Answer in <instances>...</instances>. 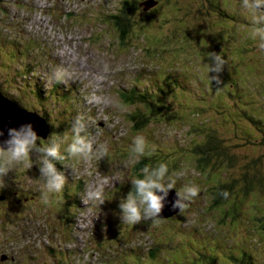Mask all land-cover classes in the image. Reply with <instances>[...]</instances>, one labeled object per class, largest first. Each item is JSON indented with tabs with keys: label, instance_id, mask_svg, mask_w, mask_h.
<instances>
[{
	"label": "rangeland",
	"instance_id": "obj_1",
	"mask_svg": "<svg viewBox=\"0 0 264 264\" xmlns=\"http://www.w3.org/2000/svg\"><path fill=\"white\" fill-rule=\"evenodd\" d=\"M88 1L67 0L72 5L75 3L76 8L77 5L88 7ZM123 1L95 0L101 9L102 20L99 22L90 21L88 16L85 19L71 17L72 21L68 19L62 31L75 32L76 37L63 44L62 48L76 47L77 50L74 49L68 59L81 62L91 68L93 74L110 73L128 80L133 77L134 84L140 82L137 86L133 85L134 91L139 94L149 88L148 92L153 93L149 96L157 97L162 107L159 116H151L152 122L142 128L134 126L132 121L137 120L132 117L137 115L138 109L148 115L150 103L145 100L131 105L132 98L122 93L120 95V92L112 89L115 86L105 84L102 95L109 103L105 126H115L130 139L137 134L145 136L148 144L146 151L163 157L169 175L184 174L177 180L175 189L179 191L181 181L189 178L199 186L200 194L183 213L178 209L172 215L161 216L159 223L142 221L132 226L115 221L110 224L107 222L111 213L106 209H99L101 216L95 217L97 208L84 205L82 198L85 193L78 196L80 188H89L98 178L109 174L117 178L123 173L129 174L132 179L143 178L141 170L147 163L144 161L141 164V160L148 155L125 168L124 162L134 155L132 148L127 147L113 154L110 152L114 137L109 136L104 140V136L108 135L105 127L94 124L92 128L90 119L86 117L89 105L83 103V95L78 94L81 101L79 98L73 100L71 111L49 97L53 93L65 101L71 100L67 93L60 95L56 88L43 86V83L50 84L49 71L53 67L48 66L43 74L37 67L36 74L23 78L15 73H19L25 60L19 58L18 54L14 59L0 56V89L27 109L40 107L41 110L50 111L53 121L48 117V122L52 123L53 133L59 132L58 142L65 138L67 142L71 141L72 124L79 115L87 125V134L109 147L108 156L101 160L92 158L86 163L79 158L66 160L65 164L72 165L75 172L64 165V189L48 203H42L40 199V173L35 163L36 166L33 165L31 169L20 168L5 177L6 186L0 192L6 196L0 200V264H15L13 257L23 260V254H27V264H50L26 243L29 244L33 238L35 241L36 236L40 241L50 240V233L62 234L66 231L68 235L76 234V241L80 240L83 246L88 227L93 223L96 228L99 225V229H91L89 233L95 239L90 244L92 249L89 253L92 255L89 264H264V228L254 220L259 211L247 204L256 202L253 195L257 187L243 199L241 213H234L229 216L231 220L227 218L222 221L221 207L211 204L213 195L208 187L227 180L229 176L239 177L241 169L226 165L224 171L214 172L206 178L197 170V155H194L198 154L195 144L200 145L204 141L203 124L214 121L212 124L217 125L223 140L231 144V153L264 156V135H261L257 125L249 122L264 121V52L258 50L256 41L251 38L252 26L240 9L241 0H158L152 10L138 6L132 13L128 35L121 39L114 19L110 20L103 14L115 13ZM14 3L15 0H0V19L15 17L17 9ZM223 13L225 16H222ZM3 44L0 43L1 54ZM208 52L222 54L228 61L220 73V86L208 78ZM144 75L148 79L134 77ZM123 78L122 84L128 86ZM34 84L41 88L42 94L32 91ZM70 117L73 122L64 121ZM230 121H237L235 124L242 126H234ZM239 127L250 132L243 134ZM132 130L137 134L134 135ZM243 137H247V140ZM67 142L61 143L62 154ZM37 155L33 152L31 159L35 161ZM92 166L100 168L101 173L91 169ZM78 174L84 175V178L80 175L77 180L79 184L74 186L73 176ZM167 201L169 204H166L164 211L173 209L171 201ZM237 202L240 205L239 200ZM260 207L264 211L263 206ZM82 216L85 222H80ZM157 243L164 245L156 248ZM136 244L140 247V255L126 258L124 249ZM150 249L153 250L151 256L148 254ZM243 252L248 256L242 261L239 255ZM116 255L117 258L113 259ZM73 259L75 264H81L77 257Z\"/></svg>",
	"mask_w": 264,
	"mask_h": 264
},
{
	"label": "clouds",
	"instance_id": "obj_2",
	"mask_svg": "<svg viewBox=\"0 0 264 264\" xmlns=\"http://www.w3.org/2000/svg\"><path fill=\"white\" fill-rule=\"evenodd\" d=\"M240 9L248 19L251 27V38L256 41V46L260 52H264V0H241ZM208 78L217 86L222 84L220 73L224 66L228 64L227 59L222 54L216 52L207 53ZM215 73L216 75H210ZM116 107H120L116 105ZM72 138L70 142L54 141L48 145L37 143L40 140L31 123L21 125L17 128L8 129V139L0 140V189L4 188L5 177L11 172H16L20 168L31 169L33 164L39 166L38 190L42 203H48L51 198L60 194L66 184L65 175L59 171L55 162L65 164L66 160L79 158L82 162H87L92 158L103 159L109 154L107 144H97L96 141L87 134V125L82 117H77L71 128ZM4 132L0 130V137ZM67 142L65 152L61 153V143ZM148 147L146 137L137 134L132 139V153L127 161L124 162L125 168L139 161L145 155L151 156L152 152L146 151ZM154 151V148H153ZM37 153L35 161L31 159V154ZM74 172L75 169L70 164ZM167 164L160 163L152 168L145 166L141 170L143 178L131 180L132 191L126 199L122 200L119 207L121 209L120 220L122 224L135 226L142 221H152L159 223L161 213L165 206L164 202L169 194V190L176 188L177 180L183 177V173L168 174ZM109 183V178L101 177L97 179L93 186H90L84 197L86 205L92 204L100 206L105 202L104 187ZM201 189L195 184H185L179 191H176L177 199L172 203L173 209H179L183 213L190 204L198 197ZM162 193V194H158ZM225 199L229 193H220Z\"/></svg>",
	"mask_w": 264,
	"mask_h": 264
},
{
	"label": "trees",
	"instance_id": "obj_3",
	"mask_svg": "<svg viewBox=\"0 0 264 264\" xmlns=\"http://www.w3.org/2000/svg\"><path fill=\"white\" fill-rule=\"evenodd\" d=\"M138 4L139 2H136V3L131 2L130 7H125V4H124V8L121 13L119 12V14L117 13L111 14V18L113 17L115 26L120 32L121 39H124V37H126L129 33V30L132 24L130 19H131L132 13L136 10V8H138ZM153 8L154 6L150 7L149 9L152 10ZM222 16H225V14L223 13ZM46 88L47 89L49 88L48 85ZM37 92L38 94H40L39 90ZM146 95L149 98V95H152V94L146 93ZM40 97L43 98L42 95H40ZM136 98H138V96H136ZM148 98L145 100H147V102L151 104V108H150L151 110L148 113V115H145L146 114L145 112H143L142 114L137 113V115H134L135 117L134 119H138V121H132L135 123L134 125L135 127H142V128L147 127L152 122L150 121V117L151 116L155 117L161 112V108L158 107V105L153 101V99L151 100ZM44 103H45V100H44ZM133 104H136V103L134 102ZM212 122L214 121H208L207 122L208 124L205 122L206 127H205V123L203 124L204 130L202 129L203 130L202 132H203L204 141L200 145L199 143L195 144L196 145L195 149H197V152H198V154H194V155H197L196 165H195L197 170L207 178V176H209L210 174L214 172L224 171L225 170L224 168L227 165L228 168L236 169V167H238L239 169H241V175L239 177L229 176L227 180L222 181L220 183H215L214 186L211 185V187H208L209 189L212 190L211 195H213L211 204H213L214 206L219 205L221 207V210H222L221 220L222 221L227 218L229 219L230 215L233 216L234 213L238 214L242 212L243 199L247 198L249 194H251V192L257 187V191L253 195L256 202H249L247 204H249L253 209L256 208V211H259L257 212L254 220L259 221L260 223L259 226L264 228V211L260 207V206H263L264 208V161H263L264 156L260 155V156L255 157V156L239 155V154L231 153L229 150V147H232L231 144L223 140L221 133L217 130L218 128H216L217 125L212 124ZM249 122L252 123L253 125H257L261 130V135H264V121H249ZM230 123H232L234 126H242L240 124H235L237 123V121H230ZM48 124L50 126V131L45 138L38 136L40 137V141L39 140L37 141L38 144L45 145L47 143L48 145L54 141L58 142L59 132L53 133V128L51 125L52 123L49 122ZM228 125L226 124L225 126H228ZM51 132L53 134H51ZM240 132H242L243 134H247V132H250V130L246 131L243 129V127H241ZM243 138L247 140V137H243ZM41 140H44V141H41ZM144 161H146L147 166L155 168L160 163H163V157L161 156L159 157L158 155L145 156L141 160V164H143ZM55 163L59 171L61 172L65 171L66 169V166H64L65 164H62L60 162H55ZM134 167H137V166L135 165ZM207 167H210L209 170L207 169ZM178 169L181 170L179 167ZM72 183L74 186H76L79 184V181L72 180ZM185 184H194V183L192 182V180H189V178L183 179L180 183V187H182ZM223 191H227L229 193V196L227 199H225L223 196L220 195V193ZM0 194H1V198H4L3 194L2 193ZM232 199H235V200H232ZM236 200L237 201L239 200L240 205L238 204ZM236 208H238L239 210H236ZM219 210L220 209H218V211ZM230 212H233V213H230ZM191 229L193 232H195L193 228ZM162 245L164 244L162 243ZM162 245H160L159 243L157 245V248ZM139 248H137L134 251H137ZM246 256H248V254H245L244 252L240 253L239 255L242 261L244 260Z\"/></svg>",
	"mask_w": 264,
	"mask_h": 264
},
{
	"label": "water",
	"instance_id": "obj_4",
	"mask_svg": "<svg viewBox=\"0 0 264 264\" xmlns=\"http://www.w3.org/2000/svg\"><path fill=\"white\" fill-rule=\"evenodd\" d=\"M156 1L145 0L141 4H144V9H149L153 6ZM5 102V104H3ZM3 111L2 119L0 120V130L4 132V136L0 137V140L8 139V129L9 128H19L21 125L31 123L37 135L45 138L49 133V125L43 121L38 115L33 112L26 111L19 108L15 103L11 102L9 99L4 97L0 92V112ZM1 116V115H0ZM11 118V119H10ZM8 119H10L8 121ZM162 194V193H158ZM177 199V196L173 190H169V194L164 202L166 208V203L169 204L167 200L173 203ZM163 208L161 216H169L171 213H175L178 209H171L170 211H164Z\"/></svg>",
	"mask_w": 264,
	"mask_h": 264
},
{
	"label": "bare ground",
	"instance_id": "obj_5",
	"mask_svg": "<svg viewBox=\"0 0 264 264\" xmlns=\"http://www.w3.org/2000/svg\"><path fill=\"white\" fill-rule=\"evenodd\" d=\"M157 71V70H156ZM158 72H156V74H157ZM152 74V73H151ZM208 80V79H207ZM153 81V80H152ZM152 83V82H151ZM154 83V82H153ZM47 83H43V86H45V87H47ZM157 86V85H156ZM160 86V85H159ZM48 87L50 88V85H48ZM3 104H5V102H3ZM166 105V104H165ZM151 107V106H150ZM163 110H165V108H163ZM160 112V111H159ZM163 112V111H162ZM158 113V112H157ZM164 113V112H163ZM0 120L2 119V115H3V111H1L0 112ZM157 116H159V115H157ZM161 116V115H160ZM164 117V116H163ZM166 204H168V203H166Z\"/></svg>",
	"mask_w": 264,
	"mask_h": 264
}]
</instances>
